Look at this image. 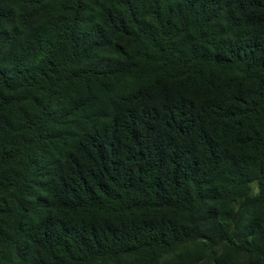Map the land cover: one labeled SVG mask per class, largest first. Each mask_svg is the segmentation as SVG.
I'll return each instance as SVG.
<instances>
[{
    "label": "trees",
    "instance_id": "trees-1",
    "mask_svg": "<svg viewBox=\"0 0 264 264\" xmlns=\"http://www.w3.org/2000/svg\"><path fill=\"white\" fill-rule=\"evenodd\" d=\"M0 264H264V0H0Z\"/></svg>",
    "mask_w": 264,
    "mask_h": 264
}]
</instances>
